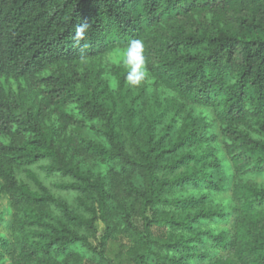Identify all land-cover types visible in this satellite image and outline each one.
I'll return each instance as SVG.
<instances>
[{
    "label": "trees",
    "instance_id": "16d2710c",
    "mask_svg": "<svg viewBox=\"0 0 264 264\" xmlns=\"http://www.w3.org/2000/svg\"><path fill=\"white\" fill-rule=\"evenodd\" d=\"M258 176L264 0H0V264H264Z\"/></svg>",
    "mask_w": 264,
    "mask_h": 264
},
{
    "label": "rangeland",
    "instance_id": "374dc122",
    "mask_svg": "<svg viewBox=\"0 0 264 264\" xmlns=\"http://www.w3.org/2000/svg\"><path fill=\"white\" fill-rule=\"evenodd\" d=\"M122 53L123 51H119V52H113L110 54L102 55L97 61H95L96 62L95 65L98 67V69L104 70L106 74L105 76H111L112 69L114 67H119V66L125 67L123 63ZM139 85H142V86L146 85V89L149 94H153L157 92V88L155 87V78L151 73L147 72L146 70H145V79ZM6 86H9V88L15 91L17 94H24L27 97L29 96L28 98H30V100L32 99V96L30 95V91L28 90L29 87L25 83L10 81L9 83H6ZM158 91H159L160 97L168 95V91H165V90L164 91L158 90ZM53 119H56V118L53 117ZM87 125L97 126L96 123H92V122L91 123L87 122ZM68 126H69V129L74 130L73 132L75 135H80L85 138H94L93 132L89 129H82L80 131H76L75 126L72 123H70ZM47 165H48V162H43L37 165L36 167H34L33 171L39 178H41L42 180H44L45 182L49 184V186L52 188L53 192L56 195H61L59 190L55 188V185L62 183L64 178H62L59 175H53L51 177H48V173L46 170ZM25 179L27 181H30L28 178H25ZM252 179L260 184H264V177L262 176L252 177ZM1 205L2 207H5L7 205V200H1ZM97 228H98L99 235H102L104 226L101 222L97 223Z\"/></svg>",
    "mask_w": 264,
    "mask_h": 264
},
{
    "label": "clouds",
    "instance_id": "9594fccd",
    "mask_svg": "<svg viewBox=\"0 0 264 264\" xmlns=\"http://www.w3.org/2000/svg\"><path fill=\"white\" fill-rule=\"evenodd\" d=\"M89 28L87 24H81L76 29L77 37L82 36ZM123 63L128 69L127 80L133 86H138L145 79L144 43L140 39L128 42L122 53Z\"/></svg>",
    "mask_w": 264,
    "mask_h": 264
}]
</instances>
